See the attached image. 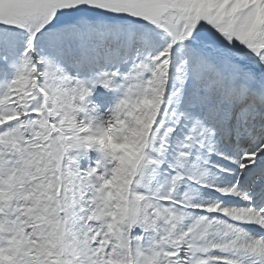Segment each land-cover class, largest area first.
<instances>
[{
  "label": "snow or ice",
  "instance_id": "6c2138e0",
  "mask_svg": "<svg viewBox=\"0 0 264 264\" xmlns=\"http://www.w3.org/2000/svg\"><path fill=\"white\" fill-rule=\"evenodd\" d=\"M0 264H264V0H0Z\"/></svg>",
  "mask_w": 264,
  "mask_h": 264
}]
</instances>
